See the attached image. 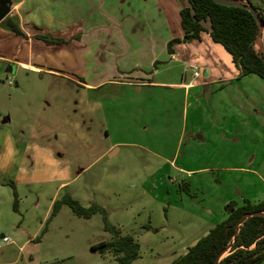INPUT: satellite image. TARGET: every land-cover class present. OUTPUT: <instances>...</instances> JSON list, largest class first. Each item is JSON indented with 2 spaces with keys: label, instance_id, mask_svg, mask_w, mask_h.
<instances>
[{
  "label": "rangeland",
  "instance_id": "obj_1",
  "mask_svg": "<svg viewBox=\"0 0 264 264\" xmlns=\"http://www.w3.org/2000/svg\"><path fill=\"white\" fill-rule=\"evenodd\" d=\"M40 44L51 51L47 64L65 73L8 72L9 63L0 65V117L6 122L0 125L1 262L17 256L16 264H117L119 254L93 249L113 236L105 229L106 216L121 236L138 241L140 256L132 264H170L193 245L209 217L225 213L229 201L264 199L259 76L252 73L242 81L258 98H239L242 108L227 89L210 97L204 89L194 104L182 89L143 86L138 73L116 77L112 66L80 78L79 71L65 68L76 65L74 52L61 57L52 44L36 40V47ZM152 51L135 49L120 62L149 69L152 55L162 57L156 44ZM163 55L160 59L175 66L174 74L156 63L164 72L153 79H179V63L169 61L166 48ZM81 60L87 67L94 58ZM96 75L117 81L87 88L84 82ZM188 80L200 79L189 73ZM108 147L119 149L111 156ZM66 194L104 213L85 218L67 204L54 213ZM2 234L15 242V252L5 253Z\"/></svg>",
  "mask_w": 264,
  "mask_h": 264
},
{
  "label": "crops",
  "instance_id": "obj_2",
  "mask_svg": "<svg viewBox=\"0 0 264 264\" xmlns=\"http://www.w3.org/2000/svg\"><path fill=\"white\" fill-rule=\"evenodd\" d=\"M186 4L187 0H14V6L8 16H13L19 21L25 37L5 26L3 22L8 16L0 22V65L9 63L6 69L8 72L12 71L10 69L13 65V72L22 68L32 72L39 71L42 74L65 73L47 64V58L52 57L51 51L44 48L42 44L36 47V40L42 41L37 36L45 33L62 39L61 44H52L51 48L49 47L56 50L61 57L70 56L74 52L78 58L76 65L67 64L65 68L69 72L79 71L81 76H84L80 78L89 77L90 73H101L103 68L112 66L116 77L127 74L134 78L133 73H138V78H141L138 84L143 86L159 85L182 89L187 97L193 96L194 104L200 101L198 97L204 89L209 97L222 95L226 89L229 90V95L238 102L240 108L244 107L242 101L246 99L257 101L255 93L241 86L245 76L249 74L239 76L240 69L233 62L231 54L222 44L215 42L208 31H203L200 39L175 43L173 52L168 51L169 61L180 65L179 79L172 81L153 79L155 75L164 71L170 75L174 74L175 66L166 64L164 59L160 58L164 57L163 50L168 49L170 40L184 37L180 10ZM155 44L162 51L160 53L162 57H158L159 54L156 53L152 55V59L148 62L151 66L149 69L142 65L137 67L130 63L132 66H129L128 62L125 65L120 62L121 57H127L131 51L138 48L143 50L144 46L151 50L152 54ZM98 53L103 54L101 60L97 58ZM85 57L87 62L89 57L94 58L93 64L83 66L84 62L81 59ZM190 60L196 62H190ZM156 63L165 64L161 66L164 71H160V65L155 66ZM0 70L2 72L1 66ZM195 70L200 71L198 77H194ZM189 73L193 78L200 79L199 82L189 81ZM116 77L109 80L96 75L95 78L84 83L87 88H97L106 81L116 83ZM73 81L81 82L82 79L77 81L73 79ZM132 81L133 79L129 83ZM234 87L243 89L244 93L238 90L233 92ZM241 93L244 97L240 96ZM239 98L242 101H238ZM252 104L256 103L252 102ZM2 120L3 118L0 117V125L6 123ZM199 138L202 139L203 136ZM110 150L111 148L108 147L105 152H111ZM225 218L226 213L216 219L209 217V223L203 225L201 233L196 235L190 244L194 245L199 238L209 232L211 227ZM30 239L32 240L33 237ZM27 242L19 245V253ZM14 245L16 244L13 240L5 244L7 248L4 249L5 253L6 251L15 252ZM17 259L16 256L8 262L0 261V264H16Z\"/></svg>",
  "mask_w": 264,
  "mask_h": 264
},
{
  "label": "trees",
  "instance_id": "obj_3",
  "mask_svg": "<svg viewBox=\"0 0 264 264\" xmlns=\"http://www.w3.org/2000/svg\"><path fill=\"white\" fill-rule=\"evenodd\" d=\"M264 19V0H249ZM181 26L184 37L168 42V51L173 45L200 39L203 31H208L212 39L224 46L231 54L233 62L240 69V77L256 74L264 80V60L254 48L258 34V23L250 10L241 6L226 5L216 0H187L180 10ZM14 33L25 37L19 21L8 16L3 22ZM47 44H61L62 39L42 33L37 36ZM15 201V206H16ZM67 204L72 211L85 218L102 211L96 204L89 207L81 205L69 194L56 201L54 213ZM264 211V200L252 203L245 199L243 204L229 201L225 204L226 218L210 228L209 232L190 246L187 252L170 264H214L218 255L231 241L237 224L246 213ZM105 218V229L112 232L110 240H103L93 249L101 253L112 251L119 254L117 264H132L140 256V245L133 235H120L119 230L110 225ZM264 262V215L251 216L240 226L237 239L231 251L218 264H262Z\"/></svg>",
  "mask_w": 264,
  "mask_h": 264
},
{
  "label": "water",
  "instance_id": "obj_4",
  "mask_svg": "<svg viewBox=\"0 0 264 264\" xmlns=\"http://www.w3.org/2000/svg\"><path fill=\"white\" fill-rule=\"evenodd\" d=\"M216 1L222 4H226V5L241 6V7L247 8L248 10L252 12L259 26L258 34H257L256 40L254 43V48L264 60V42H263L264 19L260 16V14L254 8L252 3L249 0H216ZM13 6H14V0H0V22L4 20L11 13ZM10 70H12L13 72L14 67L11 68ZM118 149H119L118 147H115L114 150L110 152V155L113 156L116 153V151H118ZM259 215H264V211L246 213L242 216V220L237 224L236 232L234 233L231 241L218 255L214 264H218L219 261L231 251L232 246L237 239L240 226L244 223V221L251 216H259ZM1 236L3 237L4 234H2Z\"/></svg>",
  "mask_w": 264,
  "mask_h": 264
},
{
  "label": "built area",
  "instance_id": "obj_5",
  "mask_svg": "<svg viewBox=\"0 0 264 264\" xmlns=\"http://www.w3.org/2000/svg\"><path fill=\"white\" fill-rule=\"evenodd\" d=\"M200 75V71L199 70H195L194 71V77H198ZM3 241L4 242H6V243H10L11 242V239H10V237H8V236H4L3 237Z\"/></svg>",
  "mask_w": 264,
  "mask_h": 264
},
{
  "label": "bare ground",
  "instance_id": "obj_6",
  "mask_svg": "<svg viewBox=\"0 0 264 264\" xmlns=\"http://www.w3.org/2000/svg\"><path fill=\"white\" fill-rule=\"evenodd\" d=\"M263 42H264V34H263Z\"/></svg>",
  "mask_w": 264,
  "mask_h": 264
}]
</instances>
